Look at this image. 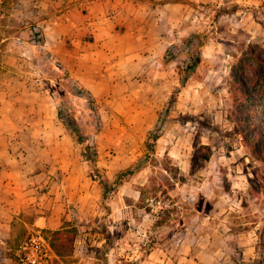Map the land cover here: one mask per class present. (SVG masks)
Listing matches in <instances>:
<instances>
[{"label":"rangeland","instance_id":"rangeland-1","mask_svg":"<svg viewBox=\"0 0 264 264\" xmlns=\"http://www.w3.org/2000/svg\"><path fill=\"white\" fill-rule=\"evenodd\" d=\"M12 2L0 0V168L20 207L0 258L35 230L46 236L32 223L51 216V229H77L72 255L55 264H264V3L199 0L193 21L171 7L167 42L154 31L152 46L118 28L53 32L51 46V28ZM201 27L207 43L174 93L183 41ZM58 107L90 145L103 200Z\"/></svg>","mask_w":264,"mask_h":264},{"label":"crops","instance_id":"crops-1","mask_svg":"<svg viewBox=\"0 0 264 264\" xmlns=\"http://www.w3.org/2000/svg\"><path fill=\"white\" fill-rule=\"evenodd\" d=\"M12 8L18 9L26 5L23 14L41 18L40 22L51 28V46H53L52 34L57 37L65 36L79 39L81 36L94 33L102 37L104 32H113L116 28L123 32L132 33V38L144 42L141 46H152L150 34L159 32L160 43L167 42L162 33L168 31L169 8L174 7L181 19L196 17L194 2L199 0H14ZM210 1V0H201ZM244 4L257 6L264 3V0H237ZM22 2V6L20 5ZM24 3V4H23ZM170 6V7H169ZM38 18V19H39ZM67 34V35H66ZM109 40V39H108ZM102 43L113 44L109 41ZM124 48L129 47L123 45ZM10 182L7 180V173L0 168V252L2 244L13 236V227L10 223L19 209L16 199H10L5 195ZM43 224V225H39ZM32 225H38L51 229V216L46 219L44 216H37ZM1 255L0 264H10L12 257L6 254ZM62 264H96L91 259H80Z\"/></svg>","mask_w":264,"mask_h":264},{"label":"trees","instance_id":"trees-1","mask_svg":"<svg viewBox=\"0 0 264 264\" xmlns=\"http://www.w3.org/2000/svg\"><path fill=\"white\" fill-rule=\"evenodd\" d=\"M209 38L205 27L198 28L190 33V35L183 41V47L186 50L187 59L185 61V67H179V85L173 91L176 93L183 86V82L187 79L188 75L195 69L198 61L200 60L201 50L205 47L207 40ZM75 94H79L82 97H86L90 103L93 102V98L89 91L83 87H77L73 85ZM69 109L64 111L62 108H57V115L59 119L65 124V126L73 133L75 140L80 144L81 151L85 157L89 158L91 163L90 171L92 173L93 179L96 180L103 187L102 200L106 198L108 194L109 187L108 183L103 181L101 176L97 173L95 167V159L93 153L91 154L90 145L88 141L84 138L83 134L80 132L79 127L76 123L75 118L70 113ZM158 127L151 130L145 139V157H148L154 152L155 141L158 138ZM92 155V156H91ZM143 164L137 163L134 166H130L123 171L116 174L114 186H117L121 181L129 175L138 172ZM47 239L50 247L56 256L60 258H65L72 255L73 243L77 235V229L74 226H63L58 229L50 230L47 229Z\"/></svg>","mask_w":264,"mask_h":264},{"label":"built area","instance_id":"built-area-1","mask_svg":"<svg viewBox=\"0 0 264 264\" xmlns=\"http://www.w3.org/2000/svg\"><path fill=\"white\" fill-rule=\"evenodd\" d=\"M55 257L47 237L38 229L17 245L10 264H55Z\"/></svg>","mask_w":264,"mask_h":264}]
</instances>
